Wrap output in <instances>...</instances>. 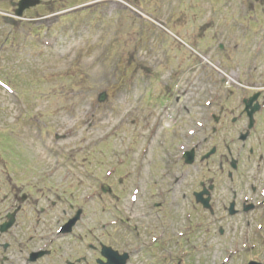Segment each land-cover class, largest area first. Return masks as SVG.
<instances>
[{
  "label": "rangeland",
  "instance_id": "rangeland-1",
  "mask_svg": "<svg viewBox=\"0 0 264 264\" xmlns=\"http://www.w3.org/2000/svg\"><path fill=\"white\" fill-rule=\"evenodd\" d=\"M17 1L0 0V224L9 185L31 202L9 236L35 231L42 244L71 204L85 215L75 232L92 238L103 226L119 253L141 246L127 264H264L260 211L219 224L172 184L181 146L196 141L180 139L191 123H247L242 99L264 86V0H40L12 26L3 19ZM254 119L263 131L264 107ZM260 136L241 149L240 168L249 146L264 155ZM217 161L199 163L197 180ZM50 245L63 263L65 241Z\"/></svg>",
  "mask_w": 264,
  "mask_h": 264
},
{
  "label": "flooded vegetation",
  "instance_id": "flooded-vegetation-1",
  "mask_svg": "<svg viewBox=\"0 0 264 264\" xmlns=\"http://www.w3.org/2000/svg\"><path fill=\"white\" fill-rule=\"evenodd\" d=\"M252 90L254 91L251 95L247 96L246 99L256 94L258 104H264V86L259 85ZM260 97H262L261 102H259ZM242 115L246 119L245 115ZM217 120L218 118L216 121ZM191 124L192 126L189 127L190 129H187L193 132L192 135H185L187 131V129H185L180 134V139L196 138V141L192 142L194 145L189 147V149L193 147V162L191 165L186 166L184 159H182V155L183 152H188V149L186 147L184 150L180 151V177H175L172 181L174 186H180V200L189 201L193 206L192 208H195L196 211L200 212L198 207H202L194 205V202L196 200V194L201 193L202 199H209L208 204L210 206L205 209L208 212L207 214L210 216L214 215L215 222L218 219L219 222L217 223L219 224L226 219H235L237 222H242L244 221L242 220L243 218H247L248 213L254 211H260V214L264 215V155L255 152L254 147L249 146L247 152H245L244 165L246 166L242 167L243 169L240 168L242 160L241 149L242 151L245 150V144L247 142L251 143L254 140H258L259 143L260 140H262L260 134H263L264 130L260 132V123H254L251 129L248 128L249 123ZM193 124H195L194 128ZM233 141L234 143L240 144V153L235 157L232 148L228 145ZM208 144L209 146L207 147ZM215 144H225L222 147L224 148L223 151L222 148ZM205 147L207 148L204 149ZM211 151L213 153L209 157L203 159ZM216 156H218L217 168H215L216 172L214 171L212 177L207 178L206 182L203 180H197L196 176L199 171V163L205 162L206 165H210V159ZM232 161L234 162V166H232ZM166 170L169 171V173L171 171L168 168H166ZM172 172L173 171H171V173ZM216 174L220 176V178H223L219 184L215 181ZM18 186L21 185H9L12 191L11 196L9 194L3 196L2 203L5 205L3 208V222L6 221L7 216L14 211H16L14 215V224L18 221H20V223H25V218L28 220L30 219L29 216L24 214L23 206L24 204L31 202V197L30 195L19 194ZM102 191L104 192V189H102ZM161 192L162 190H159V194H161ZM154 195L155 193H152L150 199H152ZM55 197L57 200H60V195L55 194ZM8 198H11V205ZM150 204L151 207L148 208L149 210L152 211L153 209H156L159 211L163 206V199L160 198V201H152ZM51 207L55 208V203L53 201H51ZM68 208L69 210L67 212L66 210L62 211V218H64L62 223L54 230L52 236H49V238L40 245L37 243L42 237L37 238L35 231L30 232L31 234H27L25 240H23L24 235L26 234L25 232L18 233L17 237H10L9 235L12 234L8 231L1 233L0 235H6L7 237L0 243V264H105V256L102 250H104V247H111L104 243V227L99 226V230H101L99 235H96V237L93 236L92 238L90 237V232H75V229L86 228V225H83V221L85 220L84 211L82 208L74 207L71 204ZM44 213L45 210L43 208H40L37 212L39 216H43ZM75 215H78V220L73 228L67 233H62L61 231L58 232V229ZM157 215V212L151 214V216L155 217ZM143 217H146V213L143 214ZM167 218H169V216H167ZM254 218L251 217L250 219ZM38 220L39 218L36 217L37 222ZM56 221H59V219ZM218 228V232L222 234L223 229L221 227ZM133 229L137 230L138 228L134 227ZM140 234L141 233L134 232L135 239H137ZM161 238L162 236L160 237V240ZM55 240H62L66 243L65 249L67 252L65 253L63 263L57 249H54L53 251L50 249L52 255L45 253L49 250V247L54 246L50 244H53ZM35 244L36 246H34ZM141 244H146V242L141 241ZM27 246L29 247L24 248ZM151 246L158 247L159 245L154 244ZM111 250L117 251L112 248ZM141 250L142 248L140 245L138 247L132 246L127 252L123 253H126L129 256L130 252H133L138 256L142 255L140 253ZM88 251L92 253L91 261H89L88 256L86 255ZM129 258L130 256L127 261Z\"/></svg>",
  "mask_w": 264,
  "mask_h": 264
},
{
  "label": "water",
  "instance_id": "water-1",
  "mask_svg": "<svg viewBox=\"0 0 264 264\" xmlns=\"http://www.w3.org/2000/svg\"><path fill=\"white\" fill-rule=\"evenodd\" d=\"M38 3H39V0H20L18 3V9L16 10V15H18V16L21 15L23 10H25L29 7H33V6L37 5ZM105 98H106V94L104 92L101 93L98 96V102H103L105 100ZM254 100H255V96H253L251 99L248 100V102L246 103L245 109H244L245 112L247 113L248 118H249V123H250L249 126H251L253 123L252 115L258 109L257 104H255L254 106H251V104ZM192 153L193 152H189L186 154L185 158H186L187 164L192 163V160H193ZM209 155H207V156H209ZM201 196H202L201 193L197 194L196 200L198 202L201 201L202 206L204 208H207L208 207V198L202 199ZM14 214H15V212L12 213L11 215L7 216V221L0 225V232H6L12 226V224L14 222ZM77 220H78V215H76L74 218H72L70 221H68L66 223V226L64 228H62L63 233L69 232ZM102 252L104 253V256L106 258L105 264H125L126 260L128 258L127 254L124 253L122 255H118L117 252L112 251L109 247H104V250H102ZM249 264H259V263L250 261Z\"/></svg>",
  "mask_w": 264,
  "mask_h": 264
}]
</instances>
